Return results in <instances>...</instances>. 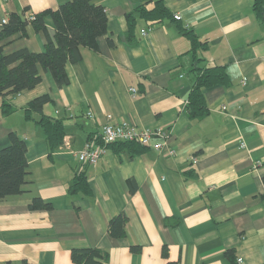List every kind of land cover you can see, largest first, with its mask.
<instances>
[{"label":"crops","instance_id":"obj_1","mask_svg":"<svg viewBox=\"0 0 264 264\" xmlns=\"http://www.w3.org/2000/svg\"><path fill=\"white\" fill-rule=\"evenodd\" d=\"M68 1L0 0V29L13 11ZM156 1L94 0L106 9L107 32L66 64L68 83L39 65L34 88L0 94V149L15 131L28 161L22 191L0 197V264H71L74 248L108 252L104 264H264V24L254 0H164L172 15L143 16L139 7ZM45 23L46 32L29 24L0 46L44 51L56 33L51 15ZM196 66H224L228 82L205 88L207 111L193 117ZM43 115L65 125L56 147ZM122 120L167 130L165 147L118 142L96 164L76 158L103 124ZM78 173L90 193L74 191ZM36 199L50 206L33 208ZM120 214L126 234L113 237L109 222Z\"/></svg>","mask_w":264,"mask_h":264},{"label":"trees","instance_id":"obj_2","mask_svg":"<svg viewBox=\"0 0 264 264\" xmlns=\"http://www.w3.org/2000/svg\"><path fill=\"white\" fill-rule=\"evenodd\" d=\"M253 9L264 24V0H254ZM29 10V6H26L23 12L13 11L10 14L7 22L0 29V41L16 33L27 35L29 24H32L37 32H46L45 17L47 15L52 16L56 33L54 38L48 37L45 50L42 52H32L27 48H22L7 54L0 46V94L5 96L38 85L42 80L39 65L51 71L59 85L68 83L66 64L81 59L82 46L97 49L98 38L107 32L106 9L103 5L96 4L94 0H69L56 9H45L27 16ZM139 10L143 16H152L153 19L157 16L172 15L164 0H157L153 9H147L141 5ZM191 36L195 50L200 40L195 34L191 33ZM195 69L198 70L197 78L187 105L188 111L193 117L207 111L204 89L218 83L228 82L224 66L206 68L196 66ZM47 100V95L32 100L26 109L27 116H30L32 110H41L43 103ZM10 106L4 100L3 112L11 111ZM38 122L43 126L52 147L63 142L65 125L61 120L43 115ZM10 141L9 146L0 149V197L20 193L28 172L25 140L12 131L10 132ZM123 143L143 146L136 142ZM73 188L74 191L81 190L86 194L90 193L91 189L85 173L76 174ZM49 206L41 199H36L32 204L33 208ZM127 221V216L123 214L111 218L109 222L110 234L113 237L124 236ZM71 257V264H104L108 259V252L98 248H74Z\"/></svg>","mask_w":264,"mask_h":264},{"label":"built area","instance_id":"obj_3","mask_svg":"<svg viewBox=\"0 0 264 264\" xmlns=\"http://www.w3.org/2000/svg\"><path fill=\"white\" fill-rule=\"evenodd\" d=\"M180 18L179 14H176ZM8 18L3 19L6 23ZM146 33V30H142ZM136 93V89L132 88ZM169 138V132L163 128H142L129 121L122 120L117 123H105L101 126L99 137L96 140H88L85 146L74 151L76 158L88 164H96L102 155L106 152L107 147L117 142H136L145 147L162 150ZM69 144V140L66 141ZM174 149L169 150V154H174ZM241 262L242 258H238Z\"/></svg>","mask_w":264,"mask_h":264}]
</instances>
